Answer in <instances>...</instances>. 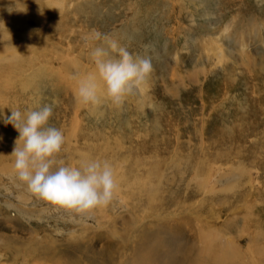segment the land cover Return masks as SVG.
Wrapping results in <instances>:
<instances>
[{"label": "rangeland", "instance_id": "374dc122", "mask_svg": "<svg viewBox=\"0 0 264 264\" xmlns=\"http://www.w3.org/2000/svg\"><path fill=\"white\" fill-rule=\"evenodd\" d=\"M144 233L264 264V0H0V264Z\"/></svg>", "mask_w": 264, "mask_h": 264}, {"label": "bare ground", "instance_id": "6f19581e", "mask_svg": "<svg viewBox=\"0 0 264 264\" xmlns=\"http://www.w3.org/2000/svg\"><path fill=\"white\" fill-rule=\"evenodd\" d=\"M22 1V0H21ZM13 10L10 11L9 13V16L12 15V12ZM216 55V54H215ZM220 56V55H219ZM20 144V143H19ZM4 164V163H3ZM84 166V165H83ZM96 177H99V175L96 174ZM125 228V227H124ZM160 228V227H159ZM93 233V232H92ZM111 234V233H110ZM205 235V234H204ZM209 236V235H208ZM205 238V237H204ZM199 239V238H198ZM217 239V238H216ZM204 240V239H203ZM212 240V239H211ZM142 242H144L143 245H141V247L138 249V254H139V258H140V261H141V264H155L154 263V260H156V264L157 263V260L159 259V257H163V262H168V264H190L189 262L186 263L184 260V258H178L176 257L175 258V254H173V251L172 253L169 255H165V252L164 250L161 251V249L159 248V245H157V242L156 241H152L148 240V238L145 236V233L143 235V239L141 240ZM200 242V241H199ZM200 244V243H199ZM220 244V243H219ZM208 245V244H207ZM180 246V245H179ZM226 246V245H225ZM189 247V246H188ZM180 248V247H179ZM184 248V247H183ZM196 248V247H195ZM204 248V247H203ZM230 248V247H228ZM170 249V248H169ZM101 250H102V260L101 261H90L89 263L90 264H111V252L108 248V246H104V247H101ZM182 250V249H181ZM210 251V250H209ZM27 252V251H26ZM175 253V252H174ZM187 253V252H186ZM210 252L207 253V255H210L208 256V260L207 262L206 261V258L203 260H198L199 263H195V264H226V262L228 261V259L231 257L229 256V254L227 253H230L228 251V249H226L225 247L222 248V249H219L218 252H212V255L209 254ZM27 254V253H26ZM179 254V252H178ZM188 254V253H187ZM206 254V253H205ZM113 255V254H112ZM135 256V255H134ZM232 256V255H231ZM33 257V256H32ZM114 258V257H113ZM137 258V257H136ZM32 259V258H31ZM57 259V258H56ZM160 260V259H159ZM113 261V260H112ZM131 261V260H130ZM161 261H162V258H161ZM75 262V261H74ZM61 264V263H60ZM74 264H77V262H75Z\"/></svg>", "mask_w": 264, "mask_h": 264}]
</instances>
